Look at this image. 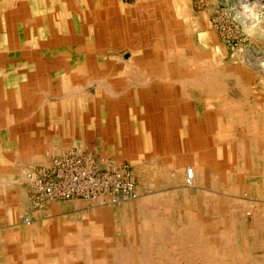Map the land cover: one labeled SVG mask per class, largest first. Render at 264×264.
Wrapping results in <instances>:
<instances>
[{
    "label": "rangeland",
    "instance_id": "obj_1",
    "mask_svg": "<svg viewBox=\"0 0 264 264\" xmlns=\"http://www.w3.org/2000/svg\"><path fill=\"white\" fill-rule=\"evenodd\" d=\"M110 2L120 6V16L130 15L134 19L139 17L141 21L151 16L159 17L161 11L169 8L178 11L181 19L177 20L180 22L178 26L180 32L177 34L184 42L192 44L194 53L191 56L194 57L195 63H191H200L206 73L213 70L216 76L215 82L218 84L216 92H222L229 101L232 100L236 109L250 117V122H256L259 128L264 126V0H111ZM24 5L30 9L28 14L22 12ZM107 6V2L98 5L96 0H10L8 2L0 0V173L8 174L10 184L24 183L30 197L29 204L26 203L30 206L28 209H21L12 218L11 207H14V204L10 203L8 214L0 212V221L7 222L10 228L15 226L26 228L39 224L43 238L52 236L49 223L55 217H58V220L62 219L59 225H62L64 232H66L65 224L72 223L73 227L76 224H85L88 226V232L84 235L86 243L83 241L82 243L86 248L78 247V251L73 250L70 254L76 258L87 254L90 261L98 250L94 244L98 239H104L105 243L107 241L124 243L130 248L135 244L143 243L146 248V240L142 237L145 231L156 232L158 226H163L169 237L164 241H173L174 233L181 231L185 225H190L191 219H194L201 234L205 237L210 235L212 241L218 242L215 247L217 254L219 252L228 254L231 248L234 257L238 258V264H264V261L258 258L260 249L258 244H255L257 236L254 227L257 219L263 216L260 211L264 209V193L257 188V183L249 180L241 181L236 174H233V181L229 182V185L218 186L216 212L208 213V206L200 208L194 202L195 180L192 178V183L188 181L190 177L187 174L190 167L196 173L195 159L198 157L193 147L198 145L196 138L202 137L204 145H208V132L214 126L216 145H264V142L254 141L252 133L244 130L246 128L243 127L242 122L236 123L231 128L227 123L230 122L228 114L220 109L223 106L222 102L207 101L206 96L188 86L182 87L177 84L170 92L173 96L184 91L187 94L186 100L178 102V106H174L175 100L167 99L165 92L157 87H138L136 83L140 81L135 80V72L143 76L141 81L149 80L150 76L152 80L155 74L151 73V67L139 69L126 63L121 66L117 74L111 73L110 78L106 77L103 81L107 84L112 83V80L117 82L114 88L119 92L118 99H115L111 93L107 96L105 91L97 92L98 76L96 75L98 74L97 71H92V67L95 66V54L102 56V61L110 65L111 62L118 60L120 52L108 50L109 56H103L107 49H100L99 45L106 37L98 38L95 32L87 30L84 22L89 20L104 23L107 17L109 20L116 19L106 12ZM26 16L31 17L29 23L24 21ZM251 24H254L253 27ZM191 25L192 28L189 27ZM150 41H144L143 46L149 45ZM54 43L58 44L57 47H54ZM89 45L100 51L88 50ZM177 46L180 48L179 45ZM151 49L154 50L153 47ZM151 49L147 48L146 51ZM130 56V53H126L128 62L131 61ZM80 65L90 70L83 77H76L74 72ZM218 70L221 72L219 73ZM56 72L60 75L68 74L70 79L73 76L72 81L79 83L82 89L89 90L90 95L96 100L88 103L86 109L89 114L85 115L86 120L81 119L83 109L79 105L72 104L73 95L67 91L63 95H58L59 84ZM126 79L128 81H125ZM61 81H63L61 86L65 89L64 78ZM33 82L42 84L37 86L33 85ZM131 82L129 87L128 84ZM39 90H43L44 93H40ZM154 93L157 96L156 100H153ZM41 99L45 101L43 105ZM165 106L170 108L168 116L156 117L161 114V109ZM122 109L123 112L120 113ZM197 112L205 117L194 118ZM182 114L188 116V119L186 118L189 123L186 125L190 127L188 131L182 128V124L177 125L176 117ZM61 120L62 123L64 120L63 124H60ZM159 122L162 123L160 126L157 124ZM44 125L45 129H43ZM161 145L175 146V150L164 151ZM72 152L77 156L91 154L100 169L109 166L127 169L137 184V198L113 203L108 201L109 195L106 196L105 201L78 197L49 200L42 196L37 191L35 183L28 179L27 173L39 171L49 166L56 157ZM170 162L174 164L171 168ZM157 172L158 174H155ZM164 172L165 174L171 172L170 175L173 174L174 179L180 177L183 172L186 173L180 180L168 183L163 179V175H159ZM218 177L222 176L218 174ZM10 197H12L11 193ZM17 208L19 210V205ZM143 209L150 212L157 220L156 218L151 220L142 212ZM184 210H193V212L184 214ZM95 211L101 212L102 217L92 216ZM188 215L192 218L190 219ZM25 217L32 219L31 225L25 222ZM216 218L225 219V223L217 224L215 229L209 221ZM226 226L230 236L224 237L226 229L223 228ZM53 234L54 237H59L60 231L55 230ZM160 240L150 246L152 253H148L151 259L148 264H164L159 260V256L168 250L179 256L186 248L191 253L194 251V247H191L193 240L190 239L185 246L174 242L167 246L159 242ZM227 243L231 244L230 247L225 246ZM60 251L62 253V249ZM197 257L194 256V259ZM222 258L219 257L218 261H222ZM200 263L201 260L197 258L194 264ZM87 264H96V262Z\"/></svg>",
    "mask_w": 264,
    "mask_h": 264
},
{
    "label": "bare ground",
    "instance_id": "obj_2",
    "mask_svg": "<svg viewBox=\"0 0 264 264\" xmlns=\"http://www.w3.org/2000/svg\"><path fill=\"white\" fill-rule=\"evenodd\" d=\"M7 2L10 0H6ZM98 2V5H101V2H107L108 6L106 7V12H108L110 15H113L114 17H116V19H110L109 17H107V19L105 20L104 23H101L100 21H98V23L96 22H92L89 20H86L84 23H86V28L88 31L90 32H95L98 38H103L105 39V41H103V43L101 42V45H99L100 49H107L102 55L103 56H109L108 55V50L111 51H119L120 52V56L118 57L117 61H113L111 62L110 65H108L105 61H102V56H98V54H95L94 58V65L92 67V71L96 72V76H98L97 78V92H99V90L101 91V93L103 91H105V93L108 94L111 93L113 95V97L115 99H118L119 92L116 91L115 84H117V82H113L110 84L105 83V78L107 77L110 78L109 75L112 74H117L119 71V69L121 68V66L124 64L126 65H132L135 66L139 69L141 68H146L149 69V67H151V73L155 74V76L152 78L151 80V76L149 77L150 79L145 80V81H141V77H143L141 74L135 72L136 74L134 75L135 80H139L140 82L136 83V85L138 87H145V86H150V87H157L158 89H160L161 91L163 90L165 92L166 98L167 99H174L175 100V105L174 106H178L179 103L178 102H184L186 100L185 96L187 95L183 89L184 92H181L179 94H175V96L171 95L170 92L172 91V89L174 88V86H176L178 84V86H188L191 89H193L194 91L201 93V95L206 96V100L210 101V102H222V108H220L223 112L227 113L229 118H230V122L229 126L231 128H233V126L236 123L242 122L244 124V130H246L248 133L251 132L253 135V140L258 142V141H263L264 142V126L262 128H259L258 125H256V122L251 121L250 122V117L247 116L245 113H243V111L238 110V108H235L234 103H232V100L229 101L225 95H222V92H216V85L217 82L216 81V76L215 73H213L212 71L210 72H205V69L203 68V66L200 63H196V64H192L191 62H194V57L191 56V54L194 53V49L192 47V44H190L189 42H184L183 39L177 34V32H180L178 26L180 24V22H177L178 19H181L180 13L174 9H168L166 11H161L160 16L159 17H149L147 19H142V21L139 19V17H136V19L132 18L130 15H126V16H120L121 15V10H120V6L118 5H114L112 4L110 1L111 0H96ZM124 2V1H123ZM82 7V6H81ZM29 8L28 6L24 5L23 6V11L22 12H26V14L29 13ZM75 11V10H74ZM186 11V10H185ZM252 11V10H251ZM80 12V11H79ZM66 13V12H65ZM247 13V12H246ZM130 16V17H129ZM187 18H189L190 16H186ZM244 17V16H243ZM57 18V17H56ZM54 19V18H53ZM185 19V16H184ZM31 20L30 16H26L24 18L25 22H28ZM244 20V19H243ZM3 21V20H2ZM186 21V20H185ZM79 22V21H78ZM62 23V22H61ZM178 23V25H176ZM252 23V22H251ZM4 24V23H3ZM60 25V24H59ZM62 25V24H61ZM245 25H246V21H245ZM252 25V24H251ZM254 25V24H253ZM252 25V27H253ZM73 26V25H72ZM61 27V26H60ZM190 28H192V25L189 26ZM247 27V26H246ZM255 27V26H254ZM16 28V27H15ZM63 28V27H62ZM65 28V27H64ZM184 29V28H183ZM254 29V28H252ZM63 30V29H62ZM74 30V29H73ZM256 30V29H255ZM60 31V30H59ZM66 31V30H65ZM197 31V30H196ZM254 31V30H253ZM257 31V30H256ZM262 31V30H261ZM64 32V31H63ZM76 32V31H75ZM73 33V32H72ZM186 33V32H185ZM251 33V32H250ZM261 34V33H260ZM73 35V34H72ZM196 35V34H195ZM193 35V36H195ZM82 36V35H81ZM254 36V35H253ZM22 37V36H20ZM77 38V37H76ZM87 38V37H86ZM93 38V37H91ZM88 39V38H87ZM151 40V41H150ZM73 41V40H72ZM146 41H150L149 45H144L143 46V42ZM194 41V40H193ZM152 43V45H150ZM197 43V41H196ZM200 44V43H199ZM198 44V45H199ZM54 47H57L58 44H53ZM180 46V48H178V46ZM195 46V45H194ZM106 47V48H105ZM153 47L154 50H152L151 48ZM147 48H150V51H146ZM176 48V49H175ZM88 50H91L93 52L96 51H100L98 48L95 47H90V45L87 48ZM204 49V48H203ZM201 50V49H200ZM196 51V50H195ZM197 52V51H196ZM203 52V51H202ZM126 53H130V62H128L126 60ZM205 53V52H203ZM13 54V53H12ZM118 54V53H117ZM116 54V55H117ZM10 55V54H9ZM115 55V54H114ZM199 55V54H198ZM200 56V55H199ZM101 57V58H100ZM198 58V57H197ZM238 59V58H237ZM196 60V57H195ZM230 60V59H229ZM201 61V60H199ZM204 62V60H203ZM213 62V61H212ZM227 62V61H226ZM195 63V62H194ZM206 62H204L205 64ZM234 63V62H233ZM239 63V62H238ZM203 64V65H204ZM212 64V63H211ZM227 64V63H226ZM229 64V63H228ZM83 65V64H81ZM78 66L76 68V72L75 76H81L83 77V75H85L86 73H88V71L90 69H88L86 66ZM209 65V63H208ZM206 65V66H208ZM232 65V64H230ZM239 66V64H238ZM24 68V67H23ZM236 68V67H235ZM134 69V68H133ZM24 70V69H23ZM22 70V71H23ZM69 70V69H68ZM219 71V70H218ZM224 71V70H223ZM239 71V70H238ZM129 72V71H128ZM212 72V73H211ZM221 71H219L220 73ZM10 73V72H9ZM241 73V72H240ZM132 74V73H131ZM56 79L58 80V95H63L65 94V91H67L68 93H70L71 95H73L74 97H71V102L73 105H79L82 109H83V114L81 116V119L86 120V116L89 113L87 112L88 109H86L88 107V103H92L94 101H96L93 96H91L90 91L87 90L85 87V90L82 89L81 85H79V83H74L72 81V78L70 79V76L68 74L65 75H60L58 72H56ZM100 75H102V77L100 78ZM239 75V74H238ZM9 76V75H8ZM16 76V75H15ZM62 76V78H61ZM153 76V75H152ZM47 77V76H46ZM132 77V76H131ZM244 77V76H243ZM64 78V82L65 83V89L62 88V83L63 81H61V79ZM145 78V76H144ZM243 79V78H241ZM226 80V79H225ZM92 81V80H91ZM96 81V80H95ZM125 81H128L127 79ZM132 81V79L130 80ZM93 83V82H92ZM221 83V82H220ZM50 84V83H49ZM57 84V85H58ZM132 84V82L129 85V87H131L130 85ZM222 84V83H221ZM223 84H225L223 82ZM229 84V83H228ZM38 86V85H37ZM84 86V85H83ZM89 86V85H88ZM87 86V87H88ZM239 86V85H238ZM91 87V86H90ZM222 91V90H221ZM238 91V90H237ZM40 93H44L43 90H39ZM93 92V90H92ZM169 92V93H168ZM235 92V90H234ZM121 95H123V93H120ZM229 94V92H228ZM233 94V93H232ZM147 95V93H146ZM236 95V94H234ZM239 95V94H238ZM237 95V96H238ZM233 96V95H232ZM241 96V95H240ZM243 96V95H242ZM156 94L154 93L153 95V100H156ZM180 97V98H178ZM200 97V96H199ZM236 97V96H235ZM135 98V97H134ZM196 98V97H195ZM194 98V99H195ZM241 98V97H240ZM202 99V98H201ZM215 100V101H214ZM240 100V99H239ZM242 100V99H241ZM236 101V100H235ZM41 105L44 104V100H40ZM237 102V101H236ZM242 102V101H241ZM254 102V100H253ZM256 102V101H255ZM245 103V102H242ZM257 103V102H256ZM81 104V105H80ZM187 105V104H186ZM245 105V104H244ZM258 105V104H257ZM260 106V105H259ZM264 106V105H263ZM101 107V106H100ZM203 107V106H202ZM220 107V106H219ZM237 107V106H236ZM215 108V105H214ZM240 108V107H239ZM244 108V107H243ZM169 106H165L163 109H161V114H159L156 117L159 118H164V116H168L167 113L169 112ZM241 109V108H240ZM251 109V108H250ZM257 109V108H256ZM255 109V110H256ZM260 109V108H259ZM263 111V110H262ZM261 111V112H262ZM101 112L103 113V107ZM123 112V109L120 111V113ZM219 112V111H218ZM254 112V111H253ZM257 112V111H256ZM251 113V112H250ZM219 114V113H218ZM156 115V113L154 114V116ZM257 115V114H256ZM260 115V113H259ZM196 116V115H195ZM263 116V113H262ZM188 116L182 114V115H178L177 118V125H183L182 128L185 131H188V125L189 124L186 120ZM223 117V116H222ZM187 118V119H186ZM227 118V117H226ZM258 118V117H257ZM261 118V116H260ZM198 119V118H197ZM220 119V118H219ZM252 119V118H251ZM263 119V118H261ZM222 120V119H221ZM228 120V119H227ZM260 120V119H259ZM198 121V120H197ZM261 122V121H260ZM264 122V121H263ZM64 123V120H63ZM62 120L60 121V124H63ZM258 123V122H257ZM162 124L161 122L157 123ZM219 124V123H217ZM163 126V125H162ZM161 126V127H162ZM44 127H46L45 125L43 126V129H45ZM146 127V126H145ZM186 127L188 129H186ZM242 127V129H243ZM229 128V127H228ZM82 132V130H81ZM240 132V130H239ZM158 133V132H157ZM226 134V133H225ZM231 134V133H230ZM82 135V133H81ZM149 135V134H148ZM6 136V135H5ZM150 136V135H149ZM251 136V135H250ZM229 138V136H228ZM241 139V138H240ZM248 139V138H247ZM197 140V144L198 145H193L194 149L197 151V157L195 161H196V167L198 168V165L202 164L201 159L202 157H200V155L202 154V150L204 149L205 145H204V139L200 136H198L196 138ZM208 140H209V144L208 145H212L213 149H214V154H216L217 158L221 159L222 156H225L226 154H228V150L227 147L224 146H220V145H216V141L214 139V136L212 134L208 133ZM229 140V139H228ZM226 141V140H225ZM192 143V142H191ZM220 143V142H219ZM227 143V142H226ZM151 144V143H150ZM206 145V146H208ZM242 145V144H241ZM257 145V144H256ZM250 146V145H249ZM264 146V145H263ZM243 147V146H242ZM257 147V146H256ZM161 148L164 149V151L167 150H175V146L172 147L171 145H161ZM177 148V146H176ZM158 149V148H156ZM263 149V148H262ZM144 150V149H143ZM240 151V150H239ZM262 151V150H261ZM242 152V151H241ZM246 152V151H245ZM249 152V151H248ZM200 153V154H199ZM258 153V152H257ZM263 153V152H262ZM261 155V154H260ZM237 156V154H236ZM258 156V155H257ZM263 156V155H262ZM253 157V156H252ZM239 158V157H238ZM237 160V159H236ZM251 160V159H250ZM253 160V159H252ZM264 160V159H263ZM8 162V160H7ZM254 163V161H252ZM19 163V162H18ZM147 163V162H146ZM150 163V162H148ZM7 164V163H6ZM163 165V164H162ZM170 168L174 166V164L172 162H170ZM181 165V164H180ZM148 166V165H147ZM165 168V167H164ZM22 169V168H21ZM166 169V168H165ZM23 170V169H22ZM167 170V169H166ZM225 171V168H224ZM148 172V171H147ZM161 172V170H160ZM23 173V171H22ZM150 173V172H148ZM147 173V174H148ZM178 173V172H177ZM182 173V172H180ZM179 173V174H180ZM186 172H183V174ZM213 173V172H212ZM155 174H158L155 173ZM171 174V172H170ZM169 173L165 174H160L159 175H163L164 179H166V181L169 183H173V181H177L178 179L180 180V178H182L181 176H183V174H181L180 177H178L177 179L172 178V176ZM188 174V173H187ZM25 175V174H24ZM23 175V176H24ZM153 175V174H152ZM177 174H174V176H176ZM20 177V175H18ZM150 176V175H149ZM179 176V175H178ZM186 176V175H185ZM195 176V172L193 174V178ZM156 177V175H155ZM255 177V176H254ZM10 178V177H9ZM24 178V177H23ZM154 178V177H153ZM152 178V179H153ZM162 179V178H161ZM196 179V178H195ZM22 180V179H21ZM158 180V177H157ZM193 179L190 180V182L192 183ZM214 180L216 181V184L218 186H222L224 184V180H222L221 178H214ZM249 180V179H248ZM24 181V180H22ZM189 181V180H188ZM213 181V180H212ZM181 182V181H180ZM184 182V179L183 181ZM196 182V181H195ZM9 183V182H8ZM165 184V183H164ZM203 184V183H202ZM212 185V183H210ZM5 185V184H4ZM7 185V183H6ZM168 185V184H165ZM210 185V186H211ZM154 186V185H153ZM243 187V186H242ZM233 189V188H232ZM22 191V190H21ZM23 192V191H22ZM188 192V191H186ZM245 193V192H244ZM261 193V191H260ZM186 194V193H185ZM21 195V193H20ZM188 195V193H187ZM225 196V195H224ZM24 197V196H23ZM216 197V196H214ZM212 197V198H214ZM216 199V198H214ZM213 199V202H214ZM216 206H218V199H216ZM21 204V203H19ZM67 204V203H66ZM183 205V204H182ZM207 206H212L209 202H207ZM214 206V205H213ZM184 207V206H183ZM206 207V206H205ZM100 208V207H99ZM102 208V207H101ZM189 208V207H188ZM181 209V207H180ZM186 209V208H185ZM193 209V208H192ZM142 210V209H141ZM214 210V209H213ZM215 210H217L215 208ZM259 210V209H258ZM102 211V210H101ZM110 211V210H109ZM184 210V214H192L193 210ZM207 211V210H206ZM104 212V211H103ZM143 213H146V215L151 219L154 220L155 218H153L152 214L146 210L143 209L142 211ZM182 212V213H183ZM79 213V212H78ZM106 213V212H105ZM195 213V212H194ZM209 213V212H208ZM211 213V211H210ZM220 213V212H219ZM226 213V212H225ZM254 213V212H253ZM101 212H97L95 211L92 216H96V217H102ZM110 214V213H109ZM235 214V213H234ZM100 215V216H99ZM108 215V214H107ZM112 215V214H111ZM223 215V214H222ZM236 215V214H235ZM247 215V214H246ZM257 215V214H255ZM191 215H188V217H190ZM220 216V215H219ZM232 216V215H231ZM24 217V216H23ZM194 217V216H193ZM197 217V216H196ZM222 217V216H221ZM7 218V217H6ZM192 217H190L191 219ZM201 218V217H200ZM236 218V216H235ZM98 219V218H97ZM240 219V218H238ZM261 219V218H260ZM263 219V217H262ZM102 220V218H101ZM105 220V219H104ZM157 220V218H156ZM207 220V219H206ZM242 220V219H241ZM253 220V219H252ZM180 221V220H178ZM230 221V220H229ZM232 221V219H231ZM235 221V220H234ZM249 222V221H248ZM251 222V221H250ZM254 222V221H252ZM251 222V223H252ZM32 223V222H31ZM28 224V225H31ZM225 223V219H214L213 221H209V224L212 225L213 228H217V224H222ZM245 223V222H243ZM59 221L54 220L51 224H50V231L53 232L55 230L60 231V238L63 237L64 241L67 243L68 248L71 247L73 249V247L77 246L80 247L81 249H85L86 246H84L82 243L85 242L86 240L84 238V235H86V233L88 232V226H86L85 224L83 225H72L71 224H66L64 228H66V232H64V229H62V225ZM74 224V223H73ZM207 224V223H206ZM256 225H257V221H256ZM109 226V225H108ZM230 226V225H229ZM232 226V225H231ZM255 226V225H254ZM258 226V225H257ZM112 227V225H111ZM173 227V226H172ZM233 227V226H232ZM75 228V229H74ZM106 228V227H105ZM203 228V227H202ZM223 228V227H222ZM260 228V227H259ZM108 229V228H107ZM226 233H224V237L230 236V234L227 232L228 231V226H226V228H223ZM222 229V230H223ZM256 229V228H255ZM257 230V229H256ZM111 231V230H110ZM179 231V230H178ZM175 232V237L173 241H168L166 242V240L164 241V239H167L166 237H168L167 231L165 230V227H161L158 226L156 229V232H152V231H145L142 235V237L146 240L145 244H147L146 248L144 247L143 243H140L138 245L135 244V246L133 247H128L126 244L124 243H116V242H110L107 241V243H105L103 240L104 239H98L97 241L94 242V244L98 247V250L95 254L92 255L90 261L88 260V256L86 254V256H83V260L88 262H96V264H148L150 259V256L148 255V253H152L150 246H152V244H156L158 242L159 239H161L159 242L163 243L164 245L167 244V246L172 245V243H177L178 245L184 244L183 246H185V244L187 245V240L190 239L193 240V243L191 245V247H194V251L193 253H191V251L187 250V246L185 247L186 249H184V251L182 252L184 255H176V254H172L173 252H170L169 250L167 252H164L163 254H161L159 256V260H162L163 263H167V264H184V262L190 263L193 262V264L196 262L197 258L201 260L202 264H238V258L236 259V257H234V253L233 249L230 248V251L228 249V254H217L215 252V247L217 245L218 242H214L212 241V238L210 237V235H207L205 237V235L201 234L198 231V224L194 221V219H191V223L190 225L187 224L184 226V228L179 231V232ZM262 231V229H261ZM109 233V232H108ZM233 233V232H232ZM258 233V232H257ZM262 233V232H261ZM98 234V233H97ZM205 234V233H204ZM214 235V234H212ZM259 235V234H258ZM83 236V237H81ZM90 236V235H89ZM104 237V236H103ZM223 237V238H224ZM169 238V237H168ZM198 240H195V239ZM261 238V237H260ZM92 240V239H91ZM142 240V239H141ZM219 240V239H218ZM254 240V239H252ZM251 240V241H252ZM121 242V241H120ZM220 242V241H219ZM58 243V242H57ZM252 243V242H251ZM254 243V242H253ZM256 243V242H255ZM93 244V243H92ZM169 244V245H168ZM163 245V246H164ZM219 245V244H218ZM230 247V243L225 244V246ZM252 245V244H251ZM23 246V245H22ZM30 246V245H29ZM61 246V245H60ZM59 246V247H60ZM66 246V245H65ZM91 246V245H90ZM89 246V247H90ZM263 246V245H262ZM37 247V246H36ZM41 247V246H40ZM93 247V245H92ZM218 247V246H217ZM232 247V246H231ZM63 248V246H62ZM61 248V249H62ZM145 248V249H144ZM165 248V247H163ZM182 248V247H181ZM184 248V247H183ZM50 249V248H49ZM59 249V248H58ZM142 249V250H141ZM167 249V248H166ZM165 249V250H166ZM45 250V249H44ZM78 251V250H77ZM91 251V250H90ZM217 251V250H216ZM68 252V251H67ZM154 252V251H153ZM157 252V251H156ZM155 252V253H156ZM77 253V252H76ZM239 253V252H238ZM60 254V253H59ZM79 254V252H78ZM240 254V253H239ZM154 255V254H153ZM157 255V254H156ZM6 256V255H5ZM158 256V255H157ZM194 256H198L196 259H194ZM222 256H225L222 258ZM221 257L222 261H218V258ZM242 257V256H241ZM19 258V257H18ZM90 258V257H89ZM81 259V260H82ZM61 260V258L59 259ZM58 260V261H59ZM68 260V258H67ZM158 260V261H159ZM240 260V259H239ZM252 261V260H251ZM62 262V261H61ZM65 262V261H64ZM200 263V264H201ZM258 263V262H257ZM243 264V263H242ZM260 264V263H259Z\"/></svg>",
    "mask_w": 264,
    "mask_h": 264
},
{
    "label": "crops",
    "instance_id": "obj_3",
    "mask_svg": "<svg viewBox=\"0 0 264 264\" xmlns=\"http://www.w3.org/2000/svg\"><path fill=\"white\" fill-rule=\"evenodd\" d=\"M32 84L38 85L42 83L38 82L37 84H35L33 82ZM203 116L205 117V115ZM203 116L202 113L197 112V115L194 118L199 119V118H203ZM210 123H212L211 120ZM214 127L212 130H209L208 132L213 136L216 134V132L214 133ZM220 146L227 147L226 150H228V154L222 156L221 159L217 158L216 154L213 155L214 149L212 145H208V146L205 145L204 149L202 150V154L200 155V157H202L200 158L202 164L198 165V168L196 167V173L194 176V180L196 181V182L194 181L195 183L193 185L194 202L197 203L200 208L201 207L207 208L205 206H207V202H209L212 205V206H208L209 213L210 211L211 213H215L216 212L215 208H217L215 203L217 201L216 191L218 190V185L216 184L214 178L218 177V174L222 176L218 178L224 180L225 185H229V182L233 181V177H232L233 174H236L237 178H240L241 181L243 180L247 181L249 179V181L257 183V188L261 189L264 193V160H263L264 146L263 145H250V146L220 145ZM252 161H254V163ZM8 182H9L8 174L0 173V212L8 214L9 211L8 207L10 203H12L14 204V207H11L12 210L11 216L13 218L16 214L20 212L21 209L24 210L30 207L26 204V203L29 204L30 197L28 193V188L26 185H24V183L16 182L14 184H10ZM210 183H212V185ZM10 193L12 194V197H10ZM206 200L208 201L206 202ZM18 205L20 207L19 210L17 208ZM198 212H200V210ZM260 213L263 214L262 216L263 219L262 217H259L257 219L258 226L256 225L254 227V229L255 228L257 229V230L255 229L257 236V240L255 244H258V249H260V251H258L260 252L258 258L264 261V209L260 211ZM54 220H57L60 223L62 222V219L58 220V217H55L54 219L51 220L49 224H51ZM16 224L18 223L16 222ZM41 231L42 228H40L39 224L26 228L20 226H15L10 228L7 222H3L1 220L0 221V264H81L80 262H85L87 264V262L82 259L83 256L86 255L76 258V256H74L73 254H70L71 251L78 250L77 246L73 247V249L71 247L68 248L67 243L64 241V239L60 237H54L53 234L54 231L53 232L50 231V226H49V231L50 233H52L51 234L52 236L50 238H43ZM57 246H60V248L58 249ZM62 246L65 248H62ZM61 248H62V253L60 251ZM79 249L81 248L79 247ZM67 253H69V255H67ZM60 258L61 260H59Z\"/></svg>",
    "mask_w": 264,
    "mask_h": 264
},
{
    "label": "built area",
    "instance_id": "obj_4",
    "mask_svg": "<svg viewBox=\"0 0 264 264\" xmlns=\"http://www.w3.org/2000/svg\"><path fill=\"white\" fill-rule=\"evenodd\" d=\"M73 153H65L53 159L49 166L27 173L42 196L49 200L78 197L105 201L109 195L108 201L113 203L137 198V184L127 169L111 166L100 169L91 154L77 156ZM193 174L194 169L190 167L189 181ZM24 220L28 224L32 222L29 217Z\"/></svg>",
    "mask_w": 264,
    "mask_h": 264
}]
</instances>
